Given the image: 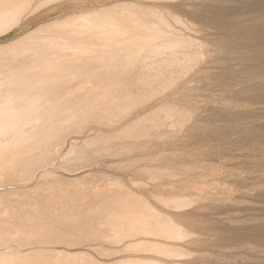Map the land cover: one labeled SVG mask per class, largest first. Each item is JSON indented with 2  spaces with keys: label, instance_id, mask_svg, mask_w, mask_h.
I'll list each match as a JSON object with an SVG mask.
<instances>
[{
  "label": "rangeland",
  "instance_id": "obj_1",
  "mask_svg": "<svg viewBox=\"0 0 264 264\" xmlns=\"http://www.w3.org/2000/svg\"><path fill=\"white\" fill-rule=\"evenodd\" d=\"M108 1H112V0H106V1L105 0H31L30 3L26 7H24V9L20 10L16 14L15 18L12 21H10V22H8L5 25L0 27V45L1 46L5 45L3 43L9 42L8 40H11V38L15 39L17 35H21L23 31H25L27 28H31V27L35 26V24H42V25H44V28L50 27L51 25L57 27L59 25H62L61 21L63 19H65V18L68 19L69 17H74V20H77V21H83V20H87L90 18L91 21L93 22L95 19V15L97 14L96 10H98V5L102 2H108ZM263 1L264 0H259V1L258 0H232V1L231 0H215V1L214 0H159L160 4H163V3L168 4V7L164 9L165 14H167L169 10H171V12L174 10L172 13H176V10H178L177 11L178 14L176 13V15H179V17L181 18L183 27L181 25V22H177L178 24L175 23V25L177 24L176 26L178 28L181 26L180 28L182 30H184L187 33H190V35L191 36L193 35V38L196 39L195 45L197 44L196 47L200 48L201 50L199 49L200 50V56L198 57V60H196V62L193 63V65L195 67L193 65H191L192 67L191 66L189 67V70L184 74V76L179 77L180 79L177 80V82L174 84V86L168 87L162 93L160 92L157 95H155L156 97L153 96L154 98L150 97L148 99L149 101L145 100L143 102L136 104L137 106L136 105L132 106L130 108V110H132V108H133L132 112H134V113H132L128 108L127 109L128 112H127V110H125L124 113L118 112V113H116V115H117L116 116L114 114V112L110 109L106 113V115H104V118H105L104 121L105 122L104 121L101 122L100 118L96 117L97 115L94 116V115L90 114L92 117H90V115H89L86 119H83V118L79 117L80 114L78 113L79 116H78V114H76L75 118L71 119L67 123L66 122L61 123V124L59 123V125H57L58 123H56V124L53 122H52V124L50 123V125H51L50 129L46 128L47 130H49V131L46 130V132H45V127H47L46 122L38 123L39 125L36 124L37 125L36 128L42 127L44 129L43 130L44 136L37 133L38 132L37 129L31 130V134L28 133L26 131V129L22 133H20L21 137H23V135H25V136L31 138L30 140H28L29 138H27V139L21 141L22 142L21 144L23 145V147L30 149V150L28 149L25 152L26 154L25 153L23 154L22 160L23 159L25 160L26 157H29V159L26 158V160H29V161L31 160L36 164V161L38 158L44 156L43 158L45 159V153L47 154V151H49V150H50V152L52 150H54L50 154L53 155V157L57 159L58 157H55L54 155L58 156V153L62 152L63 150L65 153L67 151H69V148H71V146H70L71 142H73V143L75 142L76 144H78V147H76L75 149L79 152H82V150H90V152H91V150L93 151V149H96L97 146L102 147L103 144H107V143H104V142H106L105 141L106 138L102 139L104 142L103 141H101L100 143L98 142L96 144L97 146L95 144L93 146V144H91V143H89V144L85 143V141H84L85 137L84 136L88 133L87 129L89 130L90 128H93V127L94 128L99 127L100 129H102L103 126H104L103 129H112L115 127V125L117 126L118 124H120V122L124 121V119L125 120L128 119L127 116H129V117L132 116V114H135L137 111L145 108L146 106L148 107V105H151V106L154 105L156 103V101L160 100L161 98L165 97L166 95H169V97L171 99L182 104L183 108H184L183 112H186L188 110L187 111L188 113L187 112L185 114L181 113L180 115H177V117L174 118V119L177 118L176 120H178V122H179V124H177V125L169 124V123L166 125L165 123H167V120H164L162 123V126H161V124L158 123V125H155L156 126L155 129L151 128V134L150 135L142 136L143 139L147 138V142L145 144V147L142 146L143 148L141 146H139V147L138 146H136V147L135 146L125 147L128 144L130 145V143L133 141L130 140V142H129V140H127V139H129L128 137H121L119 135V137L122 139V140L120 139L121 140L120 141L118 136L114 137L115 135L112 134L111 135L112 139H116V141H119L120 143H122L121 144L122 147L121 146L119 147V149H118L119 152L116 150L115 155L113 154V155H108V156L104 157L105 159H110V161L114 160L112 164L109 163V164H98L97 165L96 163L91 162L94 165L93 164L89 165L91 163H86L87 162L86 160H85V162H83L84 164L85 163L87 164V166L86 165L83 166L84 168L89 166L90 168H93V171H97L96 170V168H97L98 170L101 171V175L99 176V179L97 176H91L89 178L86 177L85 179H87V180L83 179L84 182H82V184L80 183V185H82L81 186L82 189H76V187H74V188L70 189V191H69V188L68 189L67 188L66 189L65 188H61V189L55 188V189H52L54 191L53 193H48L51 191L50 190L51 188H46V185H39V184H37L36 181H34L35 183L32 182L27 187H24L23 189L26 188V189L32 190V186H33V188H36V187L38 188L41 186L38 189V191L41 189L40 190L41 193H43V194L45 193L43 196V198L45 197L44 201H43V198L35 199L36 197L40 196V194L38 195L37 191L32 192L33 194L31 193L30 195H24L23 194V195L18 196L17 193L20 191L17 190L16 188H13V190H12L13 192H11L12 194L15 193L14 195L10 196V194H7V197L6 196L4 198L2 197L3 199L0 198L1 199L0 202H7L8 197H14L13 199H16L17 203H21V202L22 203L24 202V204L27 203L28 205L27 204L23 205V206H21V208L29 209V210L33 211L34 213H36V215H38V216H39V214H40V216H42V214L43 215L49 214L48 216H53V218L56 221L49 219V221H46V222L50 223L52 225H53V223H55V225H53V227L54 226H57L56 228L59 227L58 228L59 230L56 229V231L52 228H50L49 229L50 231H49L48 230L49 227H48L46 230H44V231H46V232L48 231L50 233V235H48V233H46L47 236H45V232H42L41 234H39L41 227L40 226L37 227V229H39V232H38L39 236L44 234L45 237L41 236V237H39V240L34 241L35 243H33L30 241L27 242L28 239H26L25 233L19 232V234H17L18 231L12 232L11 230H14L15 226H11L10 224H7V225L4 224V226H6V228H8L7 226H9V225L12 227V229H10L11 227L9 226L8 229H9V231H11L10 234L15 236L14 238H11V240L8 243L9 250H10V248L11 249L14 248L9 252L11 253L13 251L12 253H14L16 248L18 249V251L16 249L15 255L12 254L13 256L11 254H10L11 256L8 254H0V260L15 261V259H17V257L19 256L18 254H16V252H18L19 254H20V252L21 253L23 252L22 255L20 254V256H19V257H23V258H20V259L18 258L16 260L18 264H24V263L25 264H34L35 262H36L35 264H38L37 262H45V264H69V262L75 261V259L74 260L72 259L73 257L70 258L67 256L65 258L63 256L62 252H60V254H58L56 252H43V248H45L43 246L46 244V245L50 246L51 248L55 247V250L58 249L60 251H62V250H65V251L66 250H71V251L79 250V252L85 251V253L87 255H85V257L82 261L87 262L88 264H96V263H102V262L105 264H108L107 262H109V264H110V263H112L113 260H115V259L118 260L122 256H126V258L122 257L124 259H122V258L121 259L123 260L124 263H127L128 261H130V258L137 257L138 254H141V256H143V254H146V253H147V255L154 254V257H155V255H157L159 257L161 256L160 259H158V262H159V260H161L162 262H160V263H162V264L163 263L165 264V262H167L168 264H209V263L210 264H264V125H263L264 124V112H263L264 108H262V107H264V103H263L264 102V69H262V68H264V66H263L264 65V40H263L264 39V18H263L264 17V9L261 7L259 9V8H257L258 6L256 7V4H258L259 2L262 3ZM146 2L149 4H151V3L152 4H154V3L158 4L159 3L158 0L157 1L156 0H147ZM171 4L173 5L172 7H171ZM175 4L176 5L178 4V7H176ZM179 6H181V7L179 8ZM173 7L178 8V9H175ZM214 7H216V8H214ZM245 7H247V8H245ZM220 12H222V13L220 14ZM262 15H263V17H262ZM167 17L170 18L169 14L167 15ZM224 18L225 19L227 18V19L225 20ZM59 22H61V23L59 24ZM229 24L231 26H229ZM22 26H26V27L24 29H20ZM82 26H84V25H82ZM184 26H185V28H184ZM222 26L224 28L226 27L227 31ZM259 26L260 27L262 26V27L260 28ZM220 27H221V29H220ZM222 29H224L223 30L224 33L222 32ZM253 29H255V30H253ZM252 30H253V32H252ZM254 31H255V33L257 32L256 34H259V38L261 37V39L258 41V43H256V42L251 43L248 36H247V34L254 33ZM240 35H241V37H240ZM234 36H236V37H234ZM237 38H238V40L240 39V43H239V41H237ZM235 39L238 43L235 41ZM243 39H244V41H243ZM261 41H263V42H261ZM0 57H1V55H0ZM217 58H218V60H217ZM251 59H253V60H251ZM255 60H257V61H255ZM211 76H212V78H210ZM74 83L75 82H73L71 84H69V83H67L65 85L63 84V85H61V87L59 89L66 88L68 84L71 87ZM60 84H62V83H60ZM95 84H97V82ZM95 84L93 83L92 86H94ZM250 85H252V86H250ZM54 86H56L58 88V86H60V85L58 84V85H54ZM219 86H221L222 88ZM57 88H56L55 93L53 94L55 97H51L53 100H55L53 105H51L52 107L49 106L46 108V109H48V108H52V109H48V111H45L43 109V106H41L42 104L38 103L37 105H35V107L33 106L32 109H30V110L28 109V111H26V114L28 116H30V115L31 116H33V115L39 116V114H40V119L41 118L51 119V117H54V119H57V117L60 118V117L66 116V115L61 114V112L68 109V107L70 105H72V104L74 105V103L76 104V102H78V100L81 99V96L76 94L75 97H65V95H62L63 93H59V92H61V90L57 91ZM195 92H197V93H195ZM45 93H46V91H44V92L41 91V92H38L35 94L36 95H38V94L39 95H41V94L45 95ZM27 95L30 96V94H27ZM94 95H95V93L91 92L90 95L87 98H84L83 100H90V99L94 98ZM62 96H63V98H62ZM21 99L24 100L23 97H21ZM152 101H153V103H152ZM66 102H68V104ZM146 102H148V103H146ZM63 103H64V105H63ZM142 105H145V106H142ZM38 106L41 107V110H40V112L38 111V113H37V110H35V109H36V107L38 108ZM211 106H213V107H211ZM155 107L157 108V105L154 106V108ZM227 109L228 110L230 109V110L228 111ZM261 109H262V112H260ZM135 110H137V111L135 112ZM34 111H36V112H34ZM27 112H29L30 114ZM189 112H194L195 114L189 113ZM209 112H210V114H209ZM245 112H247V113H245ZM258 112H260L262 114H260ZM57 114H58V116H57ZM61 115H63V116H61ZM181 115H182V118H181ZM253 116H255V117H253ZM159 117H161V115ZM184 117L186 119H183ZM113 118L115 119V122H113L114 121ZM179 118H181L180 121H179ZM110 119H111V121H110ZM88 120H90V122ZM98 120L100 121L99 122L100 124L95 123V122H98ZM183 120L186 123L183 122ZM101 123H103V124H101ZM112 123H113V125H112ZM114 123H116V124L114 125ZM163 124H164V126H163ZM91 125H93V126H91ZM105 126L112 127V128H107ZM169 126L171 127V131L169 130L170 129ZM161 127H164V128L162 129ZM167 127L169 129L166 130ZM176 127L177 128L180 127V128L175 129ZM73 129L76 131H74ZM156 129L157 130L159 129L158 132ZM57 130H59V132ZM84 130H86V131H84ZM154 130L156 132H154ZM162 130H164V132ZM172 130H175L174 131L175 133ZM167 131H169L170 133ZM154 133L155 134L157 133L156 136H154L155 135ZM55 134L58 136H56ZM75 134H77V135H75ZM163 134H165V135H163ZM169 134H171V135L168 136ZM247 134H249V135H247ZM62 136H63L64 140L61 139ZM69 136H71V137H69ZM75 139H77V140H75ZM59 141H61V142L59 143ZM77 141L80 143H77ZM126 141H128V143ZM12 142H14V141L12 140ZM63 143H65V144H63ZM81 143H83V144L81 145ZM52 145H54V146H52ZM63 145H64V147H63ZM88 145H89V147H88ZM58 146H60V150H58V152H57L55 147L58 148ZM84 147L85 148L87 147V149H85ZM34 148H35V150H34ZM78 148L79 149L81 148L80 149L81 151ZM139 149H140V151H139ZM76 150H75V152H77ZM101 151L107 152L108 149L106 147V150L104 148V149H101L100 152ZM149 151H150V153H149ZM151 152H153V153H151ZM5 153H6V155L4 156ZM52 153H55V154H52ZM120 153H121V155H120ZM134 153L135 154L147 153V154L145 155L146 157L133 158V159H131V161L123 159L124 156L128 157L129 154H130L129 156H131V155H134ZM2 154H3L4 158L5 157L6 158L3 159V161L2 160L0 161V173H1L0 174V177H1L0 178V186L4 187V185L7 186L9 184L15 185L16 183H19L23 179H25V176L27 175V173H25L26 169L22 166L23 163L21 162L20 164H15L14 161L12 159H10L11 155H10L9 151H5ZM114 156H115V158H114ZM8 158H9V160H8ZM32 158H33V160H32ZM35 158H37V159H35ZM52 158H51V162L49 161V163H47V164H41L40 169H44V168L54 169V170H56V172H58V173L62 172V174L66 175V176L68 175L71 177H77V175H70L69 173L71 171L64 168L65 167L64 165H66V164H64V162L62 163V158L61 159L58 158L57 164H55V165H53V163H52V162H54L55 159L53 158L54 160H52ZM104 158H99V160L104 159ZM216 159H217V161H216ZM77 161H78V163L80 162V160H77ZM74 162H76V161H74ZM130 162H131L132 167L129 166ZM10 164L11 165L14 164V165L12 166V168L9 171H7L6 167L9 166ZM60 164H63V166L62 165L60 166ZM146 164H149V166L147 165L148 170L145 168L149 172V174H145L144 170H143L144 173L143 172L141 173L140 170H139L140 171V173H139V171L136 169L135 166L141 165V167H145ZM119 165H121V166H119ZM198 165L201 167H199ZM134 167L137 171L136 170L133 171ZM151 167H153V168H151ZM102 170H103V172L114 176L117 180L119 179L123 189H125L127 191L129 190L131 192H134V194H138V195H141L142 197H145L147 200H150V202H151L150 204H153L152 206L153 207L155 206V209H161V210H163V212L168 211L167 216L170 215L169 217H171L173 219V221H174V219H176V222H174V225H173V226H176V227H174L176 234L175 233H173L172 235L170 234V235H168L169 237L163 236V235H161L159 237L162 240L164 237H166V240L164 239L163 241H168L169 239L171 240L172 243L170 241L165 243L164 246H166V244L168 246V247H166L167 248L166 250H164L162 252H155V253L152 251H145V253H144L140 250L137 251L135 249H129V248L127 249V247H129V246L126 245L127 247H124L125 244L128 243V242H126L125 239H124V241L126 243L124 241H122L121 243H123V244L121 245V244L117 243L118 244V246H117V244L116 243L114 244V242L112 241L113 240L112 236H108L105 232H104L105 233V235H104L102 232L98 231L97 226L95 227V222H97L98 220L96 221L95 219L93 220V219L86 218V216H89L92 208L94 207V206L91 207V205H92L91 203H95L98 201L97 205H100L101 202L105 200L103 196L105 195L106 191L103 190V187L101 186L99 188H96L95 186H92V184L97 185V184H100V182L102 183V175H103V177H108L107 174H106V176L104 175L105 173L103 174ZM153 170H155V171H153ZM81 173L82 172H80V174ZM100 177H101V179H100ZM177 177H179V178H177ZM95 178L97 179V181H95L96 180ZM121 178H122V181H121ZM243 178H245V179H243ZM88 179L89 180L92 179V180L89 181ZM88 182L89 183L92 182V183L88 184ZM208 182H209V184H208ZM62 190H64V191H62ZM109 190L111 192L112 189H109ZM85 191H86V193H85ZM80 192H82V193H80ZM115 192H117V190ZM189 192L190 193L194 192L195 196L194 195L192 196L193 193L190 195ZM60 193H61V195H60ZM182 193H184V194H182ZM196 193L198 196H196ZM56 194L57 195L59 194V197L55 196ZM62 194L64 196H62ZM74 194H75V196H74ZM174 194H175V196H174ZM82 195H83V197H82ZM187 195L192 196V197H190V199H194V197H195V199H194L195 201L191 200L192 201L191 202L190 199L188 200ZM23 196H25V197H23ZM48 196L51 198H49ZM159 196L162 198H167V197L171 198L172 196L173 197H179V198L184 197V198H187L186 200H187L188 204L185 200L184 202H186V204H184V202H183L182 206L176 205L174 207V206L169 205V204H164V202L162 200H159L157 198ZM17 197L19 198V200L17 199ZM94 197L97 199H95ZM197 197H198V199H196ZM69 198H70V202H69ZM73 199H74V201H73ZM100 199H101V201H100ZM39 200H40V202L41 201L43 202V203L41 202L40 205H39ZM64 200H65V203H64ZM75 200H76V204H75ZM189 201H190V203H189ZM66 202H68V203H66ZM11 203L12 204L14 203L15 207L18 206L17 203H15L14 201H12ZM33 203H36V204H33ZM14 204H13V206H14ZM55 204H57V205H55ZM44 206H46V207L48 206V207L45 208ZM51 206H53V207H51ZM58 206L61 209H59ZM79 206L80 207L83 206V207L79 208ZM11 207L12 206H9L8 208L11 209ZM41 207H42V210H41ZM55 207H57L58 209ZM85 207H88V208L85 210ZM64 208H65V211H64ZM68 208H69V210H67ZM12 209H13V211H11ZM12 209L9 212L16 211V208L15 209L12 208ZM35 209L38 211H36ZM39 209L41 210L40 212H39ZM74 209L78 210L76 212H79V214H80V211L81 212L83 211L81 214H83L84 217H80L82 215H79V214H78V216H76V217H79L78 219H80V221H82L81 219H84V218L89 219V220L84 219V220H86V223H87V224L85 223V225L88 226V227H86V230H85L86 232L82 231L84 229H79L81 227L85 228V226H83L84 221H82L80 223V221H77L78 220L77 218H76V220L71 218L72 215L71 216L69 215L70 216V217L68 216L69 218L66 217L68 215V212L74 211ZM190 209L192 210V212ZM57 210H59V211H57ZM88 210H90V211H88ZM50 211L51 212L53 211V213H51ZM92 212L94 213L93 215L97 214V211H92ZM173 212H175V213H173ZM178 213H179L178 216H181L182 213H183L182 214L183 217L187 216V219H186V217H184V218L179 217V219L181 218L182 220L186 219V223H185L186 225L182 224V222L184 223L185 221H179V219L175 217ZM164 214H166V212H164ZM174 214H176V215H174ZM57 215H58V219H56ZM90 215H92V213ZM192 215L195 216L196 218L192 217ZM199 217H200V219H199ZM66 218H68V219H66ZM189 219H193L195 224L193 223L194 225H192V221L191 220L189 221ZM104 220H103V222H104ZM177 221L180 222V225L182 224V226H180L179 223H177ZM23 222H21V223H23ZM44 222L45 221H43L40 225H42V224L46 225L47 224V223L44 224ZM57 222H58V225L56 224ZM101 222L102 221L99 220V222H97L96 224L99 225L98 223H101ZM189 222H191V224ZM39 223H37V225H39ZM59 223L60 224L64 223V224H62L63 225L62 228H60ZM88 223L91 224L93 226V228L89 227ZM93 223H94V225H93ZM187 223H189V225H187ZM79 224H81V227L79 226ZM198 225H199V227H198ZM46 226H49V225L47 224ZM65 227H67V228H65ZM98 228H100V225L98 226ZM67 229L68 230L72 229V231L69 232ZM93 229H95V231H98V233L99 232L100 233L98 235L95 231H94V233H92L93 231H91V230H93ZM188 230H190L191 232L189 231L190 232L189 233ZM67 231L70 235L68 233H66ZM81 231L83 233H85L84 234L85 236L81 235V233H82ZM60 232H62L61 234L65 235V237H67V236L68 237L65 239L60 234ZM72 232H74V233H72ZM35 233H37V232L35 231L34 234ZM64 233H66V234H64ZM51 234H53V235H51ZM76 234H77V236H75ZM54 235H56V237H58V238L54 237ZM99 235H101V237ZM50 236H52V237H50ZM86 236L87 237L89 236L90 238L92 237L93 240L92 239L90 240V238L89 237L87 238ZM97 236H99V238ZM103 236H105V237H103ZM69 237H70V240L68 239ZM76 237L78 238V243L75 245V244L71 243V239H73V238L76 239ZM80 237H82V238H80ZM85 237L87 239L85 241L84 240L82 241V239H84ZM172 237H174V238H172ZM45 238L46 239L49 238V240H47L46 243L44 244V243H42V241L46 240ZM62 238H64L63 240H65L64 242H66V243L63 242ZM136 239L138 240V238H136ZM22 240H23V242H22ZM79 240H80V243H79ZM140 240H142V239H140ZM67 241H69V243ZM81 241H82V243H81ZM20 242L23 244L24 248ZM36 242H39V243L36 244ZM25 243H27L28 245L26 246ZM29 243H32L33 245L34 244L35 245L34 246L32 245L33 246L32 247V246H29V245H31ZM67 243L72 245V246L68 245ZM41 244H42V246H41ZM53 244H54V246H53ZM247 244H248V246H247ZM119 245H120V248L117 250ZM25 246H26V248H25ZM121 246H123V247H121ZM41 247H43V248H41ZM72 247H74V248H72ZM110 248H112V249H110ZM25 249L26 250L28 249V250L26 251ZM38 249H39V251H38ZM41 249H42V252H40ZM107 249H108V251H107ZM109 249L113 250V254L111 253L112 251H109ZM115 249L118 252H116ZM255 249H256V251H255ZM30 250H32L33 255H30V253H31V252H29ZM34 250H36L37 253ZM25 251L28 253H26ZM39 252H40V254H38ZM119 252H121V254ZM25 253L29 254L28 255L29 258L24 259L23 254H25ZM202 253H204V254H202ZM211 254H213V255H211ZM16 255H18V256L15 257ZM56 255H57V257H58V255H60V257H58V259H56L55 258ZM128 255L130 256V258ZM149 256H153V255H149ZM157 256L155 258H153V257L152 258L156 259V258H158ZM10 257H11V259H10ZM30 257H32L31 258L32 260H30ZM117 257H119V258H117ZM127 258H128V261L126 260ZM108 259H110V260L112 259V261H109ZM20 261L21 262L23 261V262L21 263ZM76 261H78V260L76 259ZM81 262H80V264H82ZM121 262L122 261L119 259L118 263H121ZM143 264H146V262H144Z\"/></svg>",
  "mask_w": 264,
  "mask_h": 264
},
{
  "label": "bare ground",
  "instance_id": "obj_2",
  "mask_svg": "<svg viewBox=\"0 0 264 264\" xmlns=\"http://www.w3.org/2000/svg\"><path fill=\"white\" fill-rule=\"evenodd\" d=\"M30 1L31 0H0V27L5 25L6 23L12 21L15 18L16 14L20 10L24 9V7H26L30 3ZM146 1L147 0H145V1L144 0H112V1H108V2H102L98 5V10H96L97 14L95 15V19L93 22L91 21L90 18L87 20H83V21H77V20H74V17H69L68 19L67 18L63 19L61 21L62 23L59 22V24L61 23L62 25H59L57 27L49 25L50 27L44 28V25H42V24H35V26H33L31 28H27L25 31H23L21 35H17L15 39L11 38V40H8L9 42L3 43L5 45H3V46L0 45L1 46L0 47V55H1V57H0V161L1 160L3 161V159L6 158V157L4 158L6 153L4 154V156L2 153L5 151H9V153L11 155L10 159H12L15 164H20L22 162L23 163L22 166L26 169L25 173H27V175L25 176V179H23L19 183H16L15 185L9 184L7 186L4 185V187L0 186V198L1 199H3L5 196L7 197V194H10V196L14 195L15 193H13V194L11 193V192H13L12 191L13 188H16L17 190L20 191V192L17 191L18 193L16 192L18 194V196L23 195V194L24 195H30L32 192L37 191L38 195L40 194V196L36 197L35 199L43 198L45 193L44 194L41 193V191H40L41 189L39 190L40 192L38 191V189L41 186L38 188L37 187L33 188V186H32V190H29L26 188L23 189L24 187H27L30 183H32L34 181H36L37 184H39V185H46V188H51L50 189L51 191L48 193H53L54 191L52 189H55V188L56 189L57 188L58 189L59 188L60 189L61 188H65V189L69 188V191H70V189H72L74 187H76V189H82V187H81L82 185H80V183L82 184V182H84L83 179H85L86 177L89 178L91 176H97L99 179V176L101 175V171L98 170L97 168H96L97 171H93V168H90L89 166H88L89 168L88 167L84 168L83 167L84 165L87 166L86 163L93 162V163H96L97 165L98 164H109V163L112 164L113 163L114 160L110 161V159H105L104 157H106L108 155H113V154L115 155L116 150L119 152L118 149L122 143H120L119 141H116V139H112V137H111L112 134L115 135L114 137H117V136L119 137V135H120L121 137H128L129 139H127V140H129V142H130V140L133 141L130 143V145L125 144L126 145L125 147H127V146H135V147L136 146H138V147L144 146L145 147V144L147 142V138L143 139L142 136L150 135L151 134V128L155 129L156 128L155 125H158V123H159L162 126V123L164 120H167V123H165L166 125L168 123L174 124V125L179 124L178 120H176L177 118L176 119H174V118L177 117V115H180L181 113L185 114L188 110L187 111L185 110L186 112H183V110H184L183 105L178 103L177 101L171 99L169 97V95H166L165 97L156 101V103L152 106L147 104L148 107L147 106L145 108L142 107L143 109H141L139 111H137L138 109L135 110V112L137 111L135 114H132V116H130V117L127 116L128 119H126V120L123 118L124 121L120 122V124H118L117 126L115 125L116 123H114V125H115V127L113 126L114 128L105 126L107 128H112V129H103L104 126L103 127L101 126L102 129H100L99 127L98 128H94V127L90 128L88 126L90 129L89 130L87 129L88 133L84 136L85 137L84 141L86 144L91 143L94 146V144L96 145L98 142L100 143L101 141H103L102 140L103 138H106L105 139L106 142H104V141L103 142L107 143L108 145L103 144L102 147L96 145L97 148L96 149L92 148L93 151L91 150V152H90V150H82V152H79L75 149L76 147H78V144H76L75 142L74 143L71 142L70 143L71 148H69V151H67L65 153L63 150L62 152L58 153V156L54 155L55 157H58L60 159L62 158V163L64 162V164H66V165H64L65 166L64 168L71 171L69 173L70 175H77V177H71L68 175L66 176V175L62 174V172L61 173L56 172V170H54V169H49V168L40 169L41 164H47V163H49V161L51 162V158L53 157V155H51L50 153L54 150H52L51 152H50V150L47 151V154L45 153V159L43 158L44 156L40 157L38 159L35 158V159H37L36 164L31 160L30 161L26 160V158L29 159V157H26L25 160L24 159L22 160L23 154L29 148L23 147V145L21 144L22 143L21 141H23L27 138H29L28 140L31 139L30 137H27L25 135H23V137H21L20 133H22L25 129L30 134H31V130L37 129V131H38L37 133L43 135L44 129L42 127L36 128V126H37L36 124L41 123V122H43V123L46 122V124H47V127H45V132H46V130H47L46 128L50 129V126H51L50 123L51 124H52V122L55 124L58 123L57 125H59V123L60 124L65 123V122L67 123L71 119L75 118L76 114H78V113L80 114V116H79V114H78V116L83 118V119H86L90 114L94 115V116L97 115L96 117H99L100 121L103 122L105 119L104 115H106V113L110 109L114 112L115 115L118 112L124 113L125 110H127L128 108L130 110V108L132 106H135L136 104H138L140 102L148 100L150 97H153L160 92L162 93L168 87L174 86V84L177 82V80L180 79L179 77L184 76V74L189 70V67L191 65H193V63L196 62V60H198V57L200 56V50L201 49L196 47V45H197V44L195 45L196 39L193 38V35L191 36L190 33H187L184 30H182L180 28L181 26L179 28L176 26L178 24L177 22H181V25L183 27L181 18L179 17V15H176L178 10H176V13H172L174 10L172 12H171V10H169L168 13L165 14L164 9L168 7V4H164V3L160 4L159 0H158V2H159L158 4H156V3L149 4ZM258 4H256V7L258 6L257 8L260 9V7H261L264 9V1L262 3H260L259 5ZM172 6L173 5L171 4V7ZM176 7H178V4L176 5ZM180 7L181 6H179V8ZM173 8H175V7H173ZM214 8H216V7H214ZM245 8H247V7H245ZM175 9H178V8H175ZM221 13L222 12H220V14ZM168 14H169L170 18L167 17ZM262 17H263V15H262ZM175 23H177V24L175 25ZM82 25H84V26H82ZM229 26H231V25L229 24ZM25 27L26 26H22L20 29H24ZM184 28H185V26H184ZM220 29H221V27H220ZM224 29H226V27ZM224 29H222L223 33H224V31H223ZM253 30H255V29H253ZM253 30H252V32H253ZM226 31H227V29H226ZM256 33L254 31V33L247 34L251 43H253V42L258 43V41L261 39V37L259 38V34H256ZM236 36H234V37H236ZM240 37H241V35H240ZM240 39L238 40V38H237V41H239V43H240ZM235 41H236V39H235ZM243 41H244V39H243ZM261 42H263V41H261ZM217 60H218V58H217ZM251 60H253V59H251ZM255 61H257V60H255ZM262 69H264V68H262ZM210 78H212V76ZM59 82L62 84H60ZM73 82H75V83L70 87L69 84H71ZM96 82H97V84H95ZM67 83H69V84L67 85L66 88L59 89L61 87V85H63V84L65 85ZM93 83L95 84L94 86H92ZM58 84L60 85V86H58V88L56 86H54V85H58ZM250 86H252V85H250ZM219 87H221V86H219ZM56 88H57V91L61 90V92H59V93H63L62 95H65V97H75L76 94L81 96V99H79V100L77 99L78 102H76V104L74 103V105L73 104L70 105L68 107V109L61 112V114L66 115V116L61 115L63 117H60V118L57 117V119H54V117H51V116H50L51 119H43V118L40 119V114H39V116H34V115L28 116L26 114V111H28V109L29 110L32 109V107L33 106L35 107V105H37L38 103L42 104L41 106H43V109L45 111H48V109H52V108H48V109H46V108L53 105L55 100H53L51 97H55L53 94L55 93ZM41 91H43V92L46 91L45 95L44 94L43 95L42 94L41 95L35 94V93H38ZM91 92L95 93L94 98H92L90 100H83L84 98H87ZM195 93H197V92H195ZM27 94H30V96ZM21 97H23L24 100H22ZM62 98H63V96H62ZM66 103L68 104V102H66ZM146 103H148V102H146ZM152 103H153V101H152ZM63 105H64V103H63ZM156 105H157V108L155 107L156 108L155 109L154 106H156ZM142 106H145V105H142ZM211 107H213V106H211ZM262 108H264V107H262ZM35 110H37V113H38V111L40 112L41 107L38 106V108L36 107ZM132 110H133V108H132ZM132 110H130V111L132 112ZM34 112H36V111H34ZM127 112H128V110H127ZM260 112H262V109ZM260 112H258V113H260ZM27 113H29V112H27ZM132 113H134V112H132ZM189 113H194V112H189ZM245 113H247V112H245ZM209 114H210V112H209ZM260 114H262V113H260ZM91 115H90V117H92ZM160 115H161V117H159ZM57 116H58V114H57ZM255 116H253V117H255ZM185 117L183 119H186ZM181 118H182V115H181ZM181 118H179V121ZM88 121L90 122V120H88ZM100 121L98 120V122H95V123H99ZM110 121H111V119H110ZM113 122H115V119ZM183 122H185V121L183 120ZM101 124H103V123H101ZM93 125H91V126H93ZM112 125H113V123H112ZM163 126H164V124H163ZM161 128L163 129L164 127H161ZM178 128H180V127H178ZM178 128L176 127L175 129H178ZM167 129H169V128L167 127L166 130ZM158 130H157V132H158ZM169 130L171 131V127ZM47 131H49V130H47ZM57 131L59 132V130H57ZM74 131H76V130H74ZM84 131H86V130H84ZM162 131L164 132V130H162ZM172 131L174 132L175 130H172ZM154 132H156V131L154 130ZM167 132H169V131H167ZM156 134L154 136H156ZM75 135H77V134H75ZM163 135H165V134H163ZM170 135L171 134H169L168 136H170ZM247 135H249V134H247ZM56 136H58V135H56ZM69 137H71V136H69ZM61 139L64 140L63 136ZM120 139L121 138L119 137V140ZM12 140L14 142H12ZM75 140H77V139H75ZM60 142L61 141H59V143ZM126 142L128 143V141H126ZM77 143H80V142L77 141ZM63 144H65V143H63ZM82 144L83 143H81V145ZM52 146H54V145H52ZM63 147H64V145H63ZM88 147H89V145H88ZM106 147L108 149L107 152L106 151L100 152L101 149L105 148V150H106ZM55 149L58 152V150H60V146H58V148L55 147ZM85 149H87V147ZM34 150H35V148H34ZM75 150L77 152H75ZM139 151H140V149H139ZM55 153H52V154H55ZM147 153H138V154L134 153V155H131V156H129L130 155L129 154L128 157L124 156L123 159L131 161V159H133V158L146 157L145 155ZM149 153H150V151H149ZM151 153H153V152H151ZM120 155H121V153H120ZM53 158H52V160H54V159L55 160L52 163H53V165H55V164H57L58 158L57 159L56 158L53 159ZM99 158H104V159L99 160ZM114 158H115V156H114ZM8 160H9V158H8ZM32 160H33V158H32ZM77 160H80V162L78 163ZM85 160L87 162L84 164L83 162H85ZM74 161H76V162H74ZM216 161H217V159H216ZM93 163H91L89 165H92ZM13 165L10 164L9 166H7L6 170L9 171ZM61 165L63 166V164H60V166ZM147 165L149 166V164H146L145 167H141V165H137L135 167L138 171L140 170L141 173L144 170L145 174H149V172L147 171L148 170ZM119 166H121V165H119ZM129 166L132 167L131 162H130ZM135 167H134V170L132 169L133 171L136 170ZM199 167H201V166H199ZM151 168H153V167H151ZM140 171H139V173H140ZM153 171H155V170H153ZM80 172H82V173L80 174ZM102 172H103V170H102ZM104 173L105 172H103V174ZM106 174L107 173H105L104 175L106 176ZM107 175H108V177H103V175H102V183L100 182V184H97L95 182L97 185L92 184V186H95L96 188H99L101 186L103 187V190L106 191L105 195L104 194H103L104 196L102 195L105 200L102 201L100 205H97L98 201L95 203H91L92 202L91 201L90 202L92 204L91 207L94 206L91 210L92 215H90L91 213L90 214L88 213L89 216H86V218L93 219V220L95 219L96 221L98 220L97 222H99V220L102 221L101 223H98L100 225V228H98L99 225L96 224L97 222H95V227L97 226L98 231L102 232L104 235L106 233L108 236H112V238H113L112 241L114 242V244L118 243V244L122 245L123 243H121V242L124 241V239H125L126 242H128V243L125 244V246L124 245L123 246L127 247L126 245H128L129 247H127V249L128 248L129 249H135L137 251L140 250L144 253H145V251H152L155 253V252H162V251L166 250L167 249L166 247H168V246H167V244H166V246H164V245L168 241L171 242V240L169 239L168 241H163L164 239L166 240V237H164L163 240L159 237L161 235L169 237L168 235H170V234L172 235L173 233H175L174 227H176V226H173V225H174V222H176V219H174V221H173V219L171 217H169L170 215L167 216L168 211H164V212H166V214H164L163 210L155 209V206L153 207L152 206L153 204H150L151 203L150 200H147L145 197H142L141 195L134 194V192H131L129 190L127 191V190L123 189L119 179L117 180L114 176L109 175V174H107ZM177 178H179V177H177ZM100 179H101V177H100ZM243 179H245V178H243ZM85 180H87V179H85ZM91 180H89V181H91ZM95 181H97V179ZM121 181H122V178H121ZM91 183L88 182V184H91ZM208 184H209V182H208ZM109 189H112L111 192ZM116 190H117V192H115ZM62 191H64V190H62ZM82 192H80V193H82ZM85 193H86V191H85ZM63 194H62V196H64ZM182 194H184V193H182ZM191 194L193 196L195 193L191 192L190 195ZM60 195H61V193H60ZM83 195H82V197H83ZM55 196L59 197V194L58 195L56 194ZM74 196H75V194H74ZM174 196H175V194H174ZM187 196H188L187 197L188 200L190 199V197H192L189 195H187ZM196 196H198L197 193H196ZM23 197H25V196H23ZM13 198L14 197H8L7 202H0V206H1L0 207V254H8V255L13 254V255H15V251L17 248L15 249L14 253H12L13 251L11 253L9 252L14 248H12V249L10 248V250L8 248L9 247V245H8L9 241L11 240V238L15 237L14 235L10 234L11 231L12 232L18 231L17 234H19V232H23L26 235L25 236L26 239H28L27 242L30 241V242L35 243L34 241L39 240V237L47 236L46 233H48V235H50V233L48 231L47 232L44 231L48 227H49L48 230L50 228L54 229L55 231H56V229L59 230L58 229L59 227L58 228H56L57 226H54L55 228L53 227V225H55V223H53V225H52V224L46 222V221H49V219L55 220L53 218V216H48L49 214L48 215L42 214V216H40V214H39V216H38V215H36V213H34L33 211H31L29 209L21 208V206L26 205L27 203L26 204H24V202L23 203L22 202L17 203V200L13 199ZM49 198H51V197H49ZM70 198H69V202H70ZM157 198L159 200H162L164 202V204H169V205H172L174 207L176 205L182 206L183 202L187 199L184 197L179 198V197H173V196L171 198H168V197L162 198L160 196ZM17 199L19 200L18 197H17ZM44 199H45V197L43 198V201H44ZM95 199H97V198H95ZM194 199H195V197H194ZM194 199H190V201L191 200L195 201ZM196 199H198V197ZM65 200H64V203H65ZM12 201L17 203L18 206L15 207L14 203H13L14 204V206H13V204L11 203ZM73 201H74V199H73ZM100 201H101V199H100ZM190 201H189V203H190ZM41 202L39 200V205L41 204ZM186 202H187V200H186ZM186 202H184V204H186ZM66 203H68V202H66ZM33 204H36V203H33ZM75 204H76V200H75ZM187 204H188V202H187ZM55 205H57V204H55ZM9 206H12L11 209L16 208V211L9 212L11 210L8 208ZM53 206H51V207H53ZM44 207L47 208L48 206L47 207L44 206ZM81 207H83V206H81ZM81 207L79 206V208H81ZM55 208H57V207H55ZM58 208H59V206H58ZM87 208L88 207H85V210ZM59 209H61V208H59ZM41 210H42V207H41ZM41 210L39 209V212ZM67 210H69V208ZM11 211H13V209ZM36 211H38V210H36ZM57 211H59V210H57ZM64 211H65V208H64ZM76 211H78V210L74 209V211H69L68 215L66 217H68L69 215L70 216L72 215L71 218H73L75 220H76V218L78 219L79 217H76V216H78L79 212H76ZM88 211H90V210H88ZM92 211H97V214L93 215L94 213ZM82 212L80 211L79 215H82L80 217H84V215L81 214ZM191 212H192V210H191ZM51 213H53V211ZM173 213H175V212H173ZM182 214H181V216H178L179 213L177 215L176 214H174V215H176L175 217L178 219H179V217H181V218L186 217V219H187V216L183 217ZM56 217H57L56 219H58V215ZM192 217H195V216L192 215ZM68 218H66V219H68ZM86 218H84V219H86ZM181 218L179 219V221H185L184 223L182 222V224L186 225L185 224L186 219L182 220ZM84 219H81V220L84 221L83 226H85V228L84 227L82 228L81 224H79V226L81 227L79 229H84L82 231L86 232L85 230H86V227H88V226L85 225V223H86V220H89V219H86V220H84ZM193 219H189V221L190 220L192 221V225L195 224ZM199 219H200V217H199ZM103 220H104V222H103ZM43 221H45L44 224L47 223L49 226H46L47 224L46 225H43V224L40 225ZM77 221H80V219H78ZM82 221H80V223ZM21 222H23V223H21ZM37 223H39V225H37ZM64 223H62V224H64ZM177 223H179V225H180V222L177 221ZM189 223L191 224V222H189ZM189 223H187V225H189ZM4 224H6V225L10 224L11 226H15V228L13 227L14 230L9 231L8 228L10 225L7 226L8 228H6V226H4ZM56 224L58 225V222ZM62 224L59 223L60 228L63 227ZM182 224L180 226H182ZM88 225H89V227L93 228V226L91 224L88 223ZM93 225H94V223H93ZM39 226L41 227L40 232H39V229H37V227H39ZM67 227H65V228H67ZM198 227H199V225H198ZM10 229H12V227ZM35 231L37 233L34 234ZM68 231L71 232L72 229H70ZM68 231L66 233H68ZM91 231H93L92 233H94L95 229H93ZM98 231H95L97 233V235L100 233V232L98 233ZM189 231L190 230H188V232ZM38 232H39V234H41L42 232H45V236H44V234L39 236ZM83 232L81 233V235L85 234ZM61 233L62 232H60V234ZM66 233H64V234H66ZM72 233H74V232H72ZM51 235H53V234H51ZM62 236L65 239L68 237V236L65 237V235H62ZM75 236H77V234ZM99 236L101 237V235H99ZM99 236H97V237L99 238ZM50 237H52V236H50ZM54 237H56V235H54ZM70 237L68 238L69 240H70ZM86 237L84 239H82V241L83 240L85 241L89 236L87 238ZM103 237H105V236H103ZM174 237H172V238H174ZM56 238H58V237H56ZM64 238H62V240ZM80 238H82V237H80ZM136 238H138L139 241ZM91 239L93 240L92 237L90 238V240ZM140 239H142V240H140ZM47 240H49V238H47L46 240H43L42 243L45 244ZM64 241L65 240H63V242ZM82 241H81V243H82ZM22 242H23V240H22ZM67 242L69 243V241H67ZM37 243H39V242H36V244ZM64 243H66V242H64ZM71 243L76 245L78 243V238L76 237V239L75 238L71 239ZM79 243H80V240H79ZM29 244H31L29 246L33 245L32 243H29ZM118 244H117V246H118ZM25 245L27 246L28 244L25 243ZM68 245H70V244H68ZM22 246H23V244H22ZM26 246H25V248H26ZM41 246H42V244H41ZM53 246H54V244H53ZM70 246H72V245H70ZM123 246H121V247H123ZM247 246H248V244H247ZM43 247H45V248H43ZM43 247H41V248H43V252H56L58 254H60V252H62V254L65 258L67 256L70 258L73 257L72 259L73 260L75 259V261H71V262H69V264H80V262L84 259L85 255H87L85 253V251H81V252H79V250H74V251L62 250V251H60L58 249L55 250V247L51 248L50 246H48L46 244ZM23 248H24V246H23ZM72 248H74V247H72ZM119 248H120V245L117 248V250ZM110 249H112V248H110ZM110 249H109V251H112L111 253L113 254V250H110ZM117 250L115 249L116 252H118ZM17 251H18V249H17ZM34 251L36 252V250H34ZM38 251H39V249H38ZM107 251H108V249H107ZM255 251H256V249H255ZM29 252H31L30 255H33L32 250H30ZM40 252H42V249ZM40 252L38 254H40ZM22 253L20 252L21 255H22ZM26 253H28V252H26ZM26 253L23 254L24 259L29 258V256H28L29 254H26ZM119 253L121 254V252H119ZM16 254H18L20 256V254L18 252H16ZM202 254H204V253H202ZM18 255H16L15 257H17ZM149 255H153V256H149ZM149 255H147V253L143 254V256H141V254H138L137 257H134L132 255L134 258H130V256L128 255L130 258V261H128V258H127L126 259L128 261V262L126 261L127 263H124L122 260V259H124L122 257L126 258V256H122L120 258L117 257L122 261L121 263H118L119 259L113 260L114 262L112 261V259L111 260L108 259V260L112 261V263H110V264H116V263L117 264H143L144 262H146V264H162V263H160V262H162L161 260H159V262H158V259H160L161 256L159 257V256L155 255V257L156 256L158 257V258H156L157 259L156 260V259H153V258H155L154 254H149ZM211 255H213V254H211ZM19 256L17 257V259L23 258V257H19ZM32 257H30V260H32L31 259ZM58 257H60V255H58ZM58 257H57V255L55 256L56 259H58ZM10 259H11V257H10ZM17 259H15V261L0 260V264H18L16 261ZM76 259L78 261H76ZM37 263L38 264H45V262H37ZM81 263L82 264H88L87 262H83V261ZM107 263L109 264V262H107ZM96 264H105V263L102 262V263H96ZM165 264H168V263L165 262Z\"/></svg>",
  "mask_w": 264,
  "mask_h": 264
}]
</instances>
